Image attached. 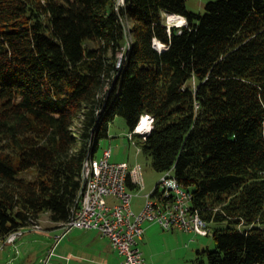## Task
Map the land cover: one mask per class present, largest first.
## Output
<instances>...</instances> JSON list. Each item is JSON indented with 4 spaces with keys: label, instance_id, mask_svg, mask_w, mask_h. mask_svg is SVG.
I'll list each match as a JSON object with an SVG mask.
<instances>
[{
    "label": "trees",
    "instance_id": "trees-1",
    "mask_svg": "<svg viewBox=\"0 0 264 264\" xmlns=\"http://www.w3.org/2000/svg\"><path fill=\"white\" fill-rule=\"evenodd\" d=\"M116 2L0 0V242L68 221L109 125L147 115L152 168L228 224L207 264H264V0Z\"/></svg>",
    "mask_w": 264,
    "mask_h": 264
},
{
    "label": "rangeland",
    "instance_id": "rangeland-1",
    "mask_svg": "<svg viewBox=\"0 0 264 264\" xmlns=\"http://www.w3.org/2000/svg\"><path fill=\"white\" fill-rule=\"evenodd\" d=\"M210 1L216 0H186V8L194 13L203 14L206 3ZM172 16H169L170 20H173ZM125 25L126 29L130 26L127 20ZM138 140L136 135L130 139L125 119L118 116L109 125L108 138L99 141L94 154V158L98 159L104 150L110 149L111 162L127 163L131 169L135 166L140 168L143 187L130 190L134 195L131 204L135 213L140 212L145 201L144 196L153 192L163 175L152 168L151 157L142 153L137 144ZM24 177L30 179L32 174ZM36 223L42 232L49 227L52 228V223L45 213L39 216ZM227 226V222L212 224L207 236H199L179 229L166 230L156 222L146 221L142 225L144 234L137 247L149 264H207L204 252L215 248L213 230ZM61 233V229L49 234L26 232L15 244L7 245L0 251V264H44V261L45 264L120 263V258L111 250L108 239L99 233L73 230L55 244L54 237Z\"/></svg>",
    "mask_w": 264,
    "mask_h": 264
},
{
    "label": "built area",
    "instance_id": "built-area-1",
    "mask_svg": "<svg viewBox=\"0 0 264 264\" xmlns=\"http://www.w3.org/2000/svg\"><path fill=\"white\" fill-rule=\"evenodd\" d=\"M116 3L117 7H121L123 0H117ZM174 17L173 20L169 16L166 18L168 32L172 26L182 27L186 24L184 19L178 25L182 17ZM146 119L149 120V117ZM142 122L140 119V124ZM138 128L139 124L131 133L141 136ZM110 157L111 150H104L95 162L94 180L85 182L83 192L80 193L74 227L61 230L62 233L54 237L55 244L73 229L95 231L109 240L120 258L119 264H149L137 247L144 234V222H156L166 230L179 229L199 236L207 235L208 224L198 211L193 209V212H186L185 201H191L192 196L183 185L182 190H175V178L170 171L163 173L153 192L144 196L140 212L135 213L131 204L134 195L130 193L127 181L131 175L140 177L139 168L131 170L127 163H113ZM26 232L42 231L18 228L0 242V251L7 245L15 244Z\"/></svg>",
    "mask_w": 264,
    "mask_h": 264
},
{
    "label": "bare ground",
    "instance_id": "bare-ground-1",
    "mask_svg": "<svg viewBox=\"0 0 264 264\" xmlns=\"http://www.w3.org/2000/svg\"><path fill=\"white\" fill-rule=\"evenodd\" d=\"M123 5H124V0H123V3L121 6H123ZM172 17H173V19H175L174 15ZM183 20H184L183 18H180L178 24L182 23ZM149 120H152V119L149 117ZM149 120L144 119L143 122L141 124H139L138 130L141 132L142 137L145 136V133L142 131H144V130L148 131L151 128ZM135 135H138V133H131V138H132V136H135ZM96 161H97V159H95L94 156H91V157L86 158L83 162L82 174H81V177H82V190H81V192H83L85 182H92V180H94V166H95ZM175 190H182V184H179L176 180H175ZM79 202H80V194L78 196L77 203H76L77 207L71 213L69 220L64 222V223L59 224L58 229L64 230L65 228H73L74 227V217H75V212L77 211ZM185 209H186V212H193V210H191V201H185ZM20 228L23 229L24 231H33V229L36 231L42 230L41 227L36 222H33V223L29 224L28 226L20 227ZM208 233H209V231L207 232V235H208Z\"/></svg>",
    "mask_w": 264,
    "mask_h": 264
},
{
    "label": "crops",
    "instance_id": "crops-1",
    "mask_svg": "<svg viewBox=\"0 0 264 264\" xmlns=\"http://www.w3.org/2000/svg\"><path fill=\"white\" fill-rule=\"evenodd\" d=\"M99 146V145H98ZM95 157V156H94ZM130 167V166H129ZM138 166H135L134 168H132V169H135V168H137ZM139 168V167H138ZM131 169V168H130ZM131 169V170H132ZM139 173H140V177H136V176H134V175H131L130 177H129V183L131 184V187H129L128 186V188H129V190H132V189H135V188H141V187H143V181H142V174H141V171H140V168H139ZM112 200H110V202H111ZM58 230V225L57 224H53L52 223V228H47V229H45L43 232H41V233H45V234H49V233H53V232H55V231H57ZM73 230H78V229H73ZM73 230H71V231H73ZM70 231V232H71ZM79 231H81V232H83V233H90V232H93V231H84V230H79ZM69 233V232H68ZM96 233V232H95ZM109 241V240H108ZM110 243V242H109ZM110 248H111V250H113L112 249V246H111V244H110ZM2 251V250H1ZM113 252H114V250H113ZM1 253V252H0ZM117 255V254H116Z\"/></svg>",
    "mask_w": 264,
    "mask_h": 264
},
{
    "label": "water",
    "instance_id": "water-1",
    "mask_svg": "<svg viewBox=\"0 0 264 264\" xmlns=\"http://www.w3.org/2000/svg\"><path fill=\"white\" fill-rule=\"evenodd\" d=\"M160 48V47H159Z\"/></svg>",
    "mask_w": 264,
    "mask_h": 264
}]
</instances>
